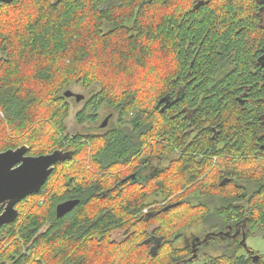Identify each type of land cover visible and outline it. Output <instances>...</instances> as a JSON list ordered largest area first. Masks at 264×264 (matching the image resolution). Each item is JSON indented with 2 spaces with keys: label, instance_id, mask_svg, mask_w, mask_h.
Listing matches in <instances>:
<instances>
[{
  "label": "trees",
  "instance_id": "16d2710c",
  "mask_svg": "<svg viewBox=\"0 0 264 264\" xmlns=\"http://www.w3.org/2000/svg\"><path fill=\"white\" fill-rule=\"evenodd\" d=\"M262 14L264 0L0 5V151L74 152L0 233V264H263L242 254L243 235L264 239ZM74 86L96 89L79 123L111 111L104 133L69 134ZM149 157L167 165L133 181ZM196 227L192 259L175 243Z\"/></svg>",
  "mask_w": 264,
  "mask_h": 264
},
{
  "label": "water",
  "instance_id": "95a60500",
  "mask_svg": "<svg viewBox=\"0 0 264 264\" xmlns=\"http://www.w3.org/2000/svg\"><path fill=\"white\" fill-rule=\"evenodd\" d=\"M14 0H0V5L10 4ZM67 98H75L76 102H81L85 99L82 94L74 93L72 90H67L64 93ZM167 100L163 98L162 102ZM111 115L107 116L101 128L108 126ZM29 147L24 145L17 149H9L0 153V204L7 203L6 209L2 216H0V228L6 224L13 223L18 217V211L16 205L23 200L38 194L48 178L53 173L55 166L59 163H63L70 160L74 156L73 151L55 150L54 152L41 155V156H29ZM134 177V175L130 176ZM79 200H69L59 204L56 208V214L58 218L64 217L70 213L77 205ZM179 203L167 206L164 210L167 211L172 207L178 206ZM225 236H229V233H222ZM235 236V235H234ZM206 237L203 242L207 241ZM242 244L245 249L251 252L247 246V237L243 235ZM201 245L200 239L197 238L192 246L193 257L197 258V246ZM254 263L260 260V255H252Z\"/></svg>",
  "mask_w": 264,
  "mask_h": 264
},
{
  "label": "rangeland",
  "instance_id": "374dc122",
  "mask_svg": "<svg viewBox=\"0 0 264 264\" xmlns=\"http://www.w3.org/2000/svg\"><path fill=\"white\" fill-rule=\"evenodd\" d=\"M263 17V24H264V15L262 14ZM70 90H72L74 93L77 94H82L85 96V99L82 100L81 102H76V100L74 98H70L69 102L71 104V113H70V117L67 119V125H68V132L71 135H75V134H86L87 131L93 132V133H104L108 126L109 123H111V119L109 120L108 126L106 128H101V124L103 123V121L105 120V118L107 116H109L111 114V111L107 108L102 109V111L100 112V116L98 118V120L96 122H90L87 121L83 124L79 123L78 121V113L80 111L83 110V108L85 107L87 101L90 99V97L92 96V94H94V92L96 91L95 88L92 89H84L81 86H74L72 87ZM213 162H216V159L214 158L212 160ZM163 166V164H161V167ZM165 166V165H164ZM169 200H166L165 202L159 204V205H165ZM149 212V209H148ZM153 227H151L152 229ZM183 236L182 238H180L176 243V247L181 248V247H187L188 243L190 244V242L193 241V239L195 238H202L204 237L205 232L202 230L201 227H196L193 229H186L182 232ZM112 238L114 240L117 241H122L125 238V233L124 232H114V234L112 235ZM247 246L249 249L258 252L259 255H263L264 257V239L263 238H248L247 239ZM201 250L203 252H212L210 248H208L207 245H204L201 247ZM247 253L246 249H244L242 251V254ZM214 255L216 253H213ZM263 262H264V258H263ZM192 264H203L202 261H197L195 263Z\"/></svg>",
  "mask_w": 264,
  "mask_h": 264
},
{
  "label": "flooded vegetation",
  "instance_id": "af4514ba",
  "mask_svg": "<svg viewBox=\"0 0 264 264\" xmlns=\"http://www.w3.org/2000/svg\"><path fill=\"white\" fill-rule=\"evenodd\" d=\"M262 67H263V69H264V63H262ZM75 99V98H74ZM111 115V118H112V114H110ZM261 149H264V146H262L261 147ZM5 151H7V150H3V151H0V153H2V152H5ZM161 164H163V166L161 167ZM167 165V161H163V160H161V159H154V158H146V159H144V160H141L140 161V166H139V171H138V173L136 174V173H133V174H131V176L132 175H134V177H130L133 181H137V180H140V182L141 181H143V180H145L149 175H152L153 173H155V172H157V171H159V170H161V169H163L165 166ZM125 180V179H124ZM21 203H19V204H17L16 205V209H17V211H18V217H17V219L19 218V214H20V211H19V209H18V207H19V205H20ZM6 206H7V203L6 204H4V203H2V204H0V216H2L3 215V213H4V211H5V209H6ZM157 206H159V205H157ZM16 219V220H17ZM15 220V221H16ZM14 221V222H15ZM13 222V223H14ZM10 224H12V223H10ZM9 224H6V225H4V226H2L1 228H0V233L2 232V231H4L6 228H7V226H8ZM197 239V238H196ZM196 239L194 238L193 239V241L192 242H190V244L188 243V247H190L191 248V250H192V246H193V244L195 243V241H196ZM0 242H3V241H0ZM197 248H198V246H197ZM251 252H249L247 249H246V251H247V253L252 257V255H254V254H256L255 253V251H253V250H251V249H249ZM264 264V263H263Z\"/></svg>",
  "mask_w": 264,
  "mask_h": 264
},
{
  "label": "built area",
  "instance_id": "2783aa9c",
  "mask_svg": "<svg viewBox=\"0 0 264 264\" xmlns=\"http://www.w3.org/2000/svg\"><path fill=\"white\" fill-rule=\"evenodd\" d=\"M0 115L3 117V113L0 111ZM171 200V199H170ZM169 202V201H168ZM148 212V208H146L145 210H144V213H147Z\"/></svg>",
  "mask_w": 264,
  "mask_h": 264
},
{
  "label": "clouds",
  "instance_id": "9594fccd",
  "mask_svg": "<svg viewBox=\"0 0 264 264\" xmlns=\"http://www.w3.org/2000/svg\"><path fill=\"white\" fill-rule=\"evenodd\" d=\"M171 200H172V199H171ZM171 200H170V201H171ZM170 201H169V202H170ZM169 202H167V203H169ZM167 203H166V204H167Z\"/></svg>",
  "mask_w": 264,
  "mask_h": 264
},
{
  "label": "bare ground",
  "instance_id": "6f19581e",
  "mask_svg": "<svg viewBox=\"0 0 264 264\" xmlns=\"http://www.w3.org/2000/svg\"><path fill=\"white\" fill-rule=\"evenodd\" d=\"M4 117V116H3Z\"/></svg>",
  "mask_w": 264,
  "mask_h": 264
}]
</instances>
